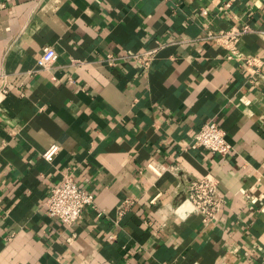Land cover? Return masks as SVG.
<instances>
[{
    "label": "crops",
    "instance_id": "crops-1",
    "mask_svg": "<svg viewBox=\"0 0 264 264\" xmlns=\"http://www.w3.org/2000/svg\"><path fill=\"white\" fill-rule=\"evenodd\" d=\"M244 24L264 30V0H0V264H264V65L206 37ZM156 42L148 70L104 60ZM235 46L264 59L259 33ZM210 121L225 156L193 141ZM68 172L94 196L71 227L45 203ZM206 173L204 225L178 205Z\"/></svg>",
    "mask_w": 264,
    "mask_h": 264
},
{
    "label": "built area",
    "instance_id": "built-area-1",
    "mask_svg": "<svg viewBox=\"0 0 264 264\" xmlns=\"http://www.w3.org/2000/svg\"><path fill=\"white\" fill-rule=\"evenodd\" d=\"M228 5V4H226ZM256 32L264 37V30H255L250 25H242L230 30L221 31L218 33L208 32L206 37L213 40L216 44L226 48L230 54L228 58L237 56L236 59L242 61L243 65L257 71L264 65V59L258 56H238L239 52L236 49V42L248 33ZM165 47L160 42H156L153 47L145 49L140 52L115 57L111 53L105 54V62L108 65L113 64L118 59L133 61L139 64L144 70H148L157 57V54ZM52 59L51 48H43L42 67L46 66ZM73 64H81L80 60H72ZM1 93L7 92L3 88ZM194 143L203 149L219 154L221 156L227 155L231 150V145L226 139V132L216 122L210 121L201 126L193 136ZM58 146L52 144L42 154L43 159L47 161L53 160L54 156L58 153ZM46 213L50 217L57 218L66 226H73L78 222L85 209L94 205V196L89 191L82 189L78 186L76 180L68 172L63 174L62 179L50 191L46 199ZM224 200L218 188V180L211 173H206L202 176L195 177L188 182L186 187L185 197L179 203L178 209L180 210L184 204L190 205V212L199 215L202 218L204 225L214 224L221 212ZM133 204L132 200H125L118 207L119 216L126 213L128 207Z\"/></svg>",
    "mask_w": 264,
    "mask_h": 264
}]
</instances>
